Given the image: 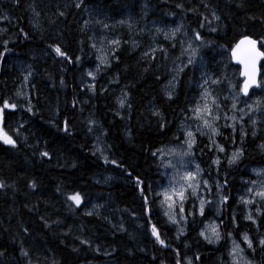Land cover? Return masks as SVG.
Masks as SVG:
<instances>
[{
  "label": "trees",
  "instance_id": "16d2710c",
  "mask_svg": "<svg viewBox=\"0 0 264 264\" xmlns=\"http://www.w3.org/2000/svg\"><path fill=\"white\" fill-rule=\"evenodd\" d=\"M0 17V106L17 105L1 122L16 144L0 141V264H227L231 234L264 264V201L248 219L237 199L264 166V90L239 94L229 55L242 36L264 52V0H0ZM205 79L221 117L234 99L247 105L235 104L241 124H218L224 151L197 134L204 175L227 200L191 208L180 231L160 207L153 153L182 140ZM77 192L79 205L67 198ZM211 219L216 244L200 235Z\"/></svg>",
  "mask_w": 264,
  "mask_h": 264
},
{
  "label": "rangeland",
  "instance_id": "374dc122",
  "mask_svg": "<svg viewBox=\"0 0 264 264\" xmlns=\"http://www.w3.org/2000/svg\"><path fill=\"white\" fill-rule=\"evenodd\" d=\"M102 50H100L101 52ZM104 56H101L98 58L99 62L103 60ZM264 72V68H263ZM261 82H264V73L262 76ZM261 90H264V88H261ZM204 92H212L208 87V80L205 79L202 84H201V96L197 102L198 103H203V97L202 93ZM240 94V92H239ZM238 99L240 98L239 95H237ZM217 98V97H216ZM233 100V99H231ZM240 100V99H239ZM219 98H217V103L219 104ZM235 104L239 103L244 106L247 104H244V102L237 101L234 99L233 101ZM196 104V105H197ZM241 105V106H242ZM219 108L214 110V114L219 113V109L221 108V104H219ZM192 109V108H191ZM230 110L226 113H223L224 115L216 122L215 126L217 128V134L212 138L214 140V143L210 140L211 133H208L207 129H204L205 131V136L208 138L210 143L216 148L217 151L218 147H216V144H218V136H220V132L218 129V124L223 123V124H233V123H242V118L243 115L235 113L234 110L235 108L233 107V104L230 103ZM186 121L184 125L182 126V131H183V138L179 142L175 143H169L161 148H159L155 153L157 157V162L159 165V176L160 180L157 186V195L159 193H162L165 189L170 188L173 186L172 184V178L173 176L177 173H183L184 171H194L196 168V165H199L201 171L199 174V179L201 181L200 186L197 188V195L196 196H191L190 194L188 195V198L184 201L183 207H184V218L182 219L180 214H179V201H177L176 207H174L171 212L168 209L166 204L162 203L163 196L158 195L160 198V207L168 219L170 223H172L176 228L180 231H183L186 226L187 222V214L188 212L192 211L191 208H195V210L199 211L200 209V200L203 199L206 201V203L203 204V209L207 207L209 204H211V207L214 208L215 210L220 209L222 206L224 199H223V193L222 189L223 186L220 184L219 181H210L203 172V168L201 164L199 163V158L196 156V153L194 151V146L191 150L190 155L186 156H179L177 153H182L185 151L187 145L185 143L186 137L184 136V132L191 130L194 133L195 136V141L197 139V134H200L197 132V127L200 122L196 121L193 118V113L190 111V113L186 117ZM1 123V122H0ZM221 123V124H222ZM201 135V134H200ZM195 145V144H194ZM221 147V146H220ZM237 148L233 149L232 153L236 151ZM163 153V154H161ZM232 153L229 155L231 157ZM218 157V156H217ZM168 162H171L172 165H175V167H169ZM251 175L245 180H242L243 186L240 188V193L237 195V199L242 203L244 212H246L247 216H252L254 211H258L260 202L264 201V199H261L259 196H256L255 193L258 191L264 189V166H256L253 170L250 171ZM203 181H207V185L205 186L203 184ZM255 182V183H253ZM251 189V191H249ZM190 191V190H189ZM245 201H249V203H245ZM210 206V205H209ZM188 211V212H187ZM200 212V211H199ZM169 214H174L175 215V222L169 219ZM215 225L216 230L219 233V239H216L213 237V242L211 243H218L221 239V224L217 219H211L207 221L203 227L201 228L202 231L205 232V235H210L211 232V227ZM244 236L242 235L241 237L237 238L234 235H228L227 237V242H228V248H227V264H255L253 259L250 257V255L247 252V248H249L248 243L244 240ZM203 237V236H202ZM204 238V237H203ZM205 239V238H204ZM206 240V239H205ZM249 240V239H248ZM208 241V240H207ZM250 241V240H249ZM209 242V241H208ZM235 257V259H234Z\"/></svg>",
  "mask_w": 264,
  "mask_h": 264
},
{
  "label": "snow or ice",
  "instance_id": "6c2138e0",
  "mask_svg": "<svg viewBox=\"0 0 264 264\" xmlns=\"http://www.w3.org/2000/svg\"><path fill=\"white\" fill-rule=\"evenodd\" d=\"M80 5L78 4L77 7ZM177 7H180L179 5ZM3 17H0L2 19ZM105 27H107L105 25ZM178 30V29H177ZM173 30L172 35H175V31ZM195 39L199 40L200 35L199 33L195 34ZM5 43H7L5 41ZM112 44H118V41H111ZM256 40L251 39L248 36H242L241 39L232 47L231 54L234 59H237L241 64L244 65V72L242 75L245 77L244 82L242 85L239 86V92L244 93L245 95L249 94V89L253 86L264 88V82L257 83V72H256V63L257 60L261 57H264V52L260 51L256 47ZM53 50L58 56L65 57L66 53L61 50L59 46H53ZM7 51V49H5ZM151 51V50H150ZM188 52L190 56H195L196 49L191 47V44L188 46ZM4 53L0 52V56H3ZM147 55V53H145ZM77 60H79V57H77ZM192 61L189 60V63ZM89 76H92L93 73L89 72ZM27 79V77L25 78ZM213 83H216V81H213ZM169 98H171V93H168ZM203 97V103H198L195 105L191 111L193 113V118L200 122L197 127V132H199L201 135H205L204 129L208 130V133H211L210 140L214 143V136L217 134V128L215 126L216 122L220 119V116L218 114H214V110L218 109L220 106L217 103V98L211 96V93L204 92L202 93ZM123 104V101L120 102ZM259 104V101H257ZM17 107L14 103H9L7 100L3 102V105L0 106V122L3 121V114L5 109H15ZM233 107L235 108V103L233 104ZM249 110L251 111V106H248ZM31 111V108L28 109ZM242 111V110H241ZM154 115H159V113H154ZM91 123V122H90ZM253 123H255L253 121ZM161 127L163 128L164 125L161 124ZM64 130H68V123L67 121L64 122ZM184 136L186 137L185 143L187 145L186 149L182 153H177V155L183 157L186 155L191 154V150L196 143L194 133L189 130L184 132ZM241 137L243 138V132L241 133ZM0 141H3L4 144L15 146L16 141L13 139L11 135L8 134L7 131H5L2 123H0ZM219 151H224L223 147L217 146ZM262 149H264V144L260 145ZM159 151V150H158ZM163 154V153H161ZM42 156L47 157L49 155L48 152H42ZM153 155H156L154 152ZM242 155V149L237 148L235 152L232 153L231 157L229 158V163H234L236 160L239 159V157ZM115 163V161H113ZM213 163H219L218 160H214ZM169 167H175V165H172L171 162H168ZM200 167L199 165H196V168L194 171H184L183 173L177 172L173 178H172V184L173 186L170 188L165 189L162 193H159L158 195L163 196L162 203L166 204L168 209L171 210L176 207L177 201H179V214L181 218L183 219L184 216V207L183 203L188 198V195L196 196L197 195V188L200 186L201 181L199 179L200 174ZM137 185L141 184L142 182L139 180V178L136 179ZM255 183V182H253ZM203 184L206 186L207 181H203ZM4 185L0 183V187H3ZM32 187H35V184L31 185ZM190 190V191H189ZM251 191V189H249ZM141 194L143 195V192L141 191ZM256 196H259L261 199H264V189L258 191L255 193ZM69 200L73 201L75 204L79 205L81 203V194L80 193H74L72 195H69L67 197ZM224 200H227V197H223ZM145 205L148 204V198L144 197ZM206 203L203 199L200 200V214H203V204ZM245 203H249V201H245ZM147 210V209H146ZM248 219H251V216L247 217ZM169 219L175 222V215L169 214ZM152 234L156 237L157 241L160 244H164L165 241L160 239V235L157 231V228L155 226L151 229ZM210 235H205L204 231H201L200 235L203 236L206 240H208L210 243L213 242V237L216 239H219V233L216 230V226L213 225L210 230ZM244 240L248 243L249 247H251V241L248 240V237L245 235ZM261 244H264V240L260 241ZM24 255H27V253H23ZM235 259V257H234ZM179 264V262H177Z\"/></svg>",
  "mask_w": 264,
  "mask_h": 264
},
{
  "label": "water",
  "instance_id": "95a60500",
  "mask_svg": "<svg viewBox=\"0 0 264 264\" xmlns=\"http://www.w3.org/2000/svg\"><path fill=\"white\" fill-rule=\"evenodd\" d=\"M248 37H250V36H248ZM250 38L253 39V40H256V39H254V38H252V37H250ZM240 39H241V38H239V39L234 43V45H235ZM256 42H257L256 47H257L260 51L263 52V50H261V49L259 48V44H258V41H257V40H256ZM234 45H233V46H234ZM233 46H232V47H233ZM232 47H231V49H232ZM231 49H230V51H229L230 60H231V63H232V64L238 66V68H239V77L241 78V83H240V85H242L243 82H244V79H245V77L242 75V73H243L244 70H245V69H244V65L241 64L237 59H234V58L232 57ZM263 59H264V57H261L260 59L257 60V63H256V72H257V76H256V78H257V83H258V84H259V79H260V75H261V68H260V66H261V62L263 61ZM254 88H256V86H253L252 88H250V89H249V93H250V91H251L252 89H254ZM240 94H241L243 97L247 96V95H245L244 93H241V92H240Z\"/></svg>",
  "mask_w": 264,
  "mask_h": 264
},
{
  "label": "bare ground",
  "instance_id": "6f19581e",
  "mask_svg": "<svg viewBox=\"0 0 264 264\" xmlns=\"http://www.w3.org/2000/svg\"><path fill=\"white\" fill-rule=\"evenodd\" d=\"M263 64V63H262ZM263 69V68H262ZM264 73V72H263Z\"/></svg>",
  "mask_w": 264,
  "mask_h": 264
}]
</instances>
